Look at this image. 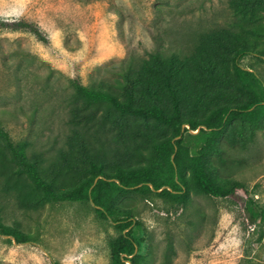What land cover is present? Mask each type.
Wrapping results in <instances>:
<instances>
[{"label": "rangeland", "instance_id": "obj_1", "mask_svg": "<svg viewBox=\"0 0 264 264\" xmlns=\"http://www.w3.org/2000/svg\"><path fill=\"white\" fill-rule=\"evenodd\" d=\"M243 1L0 0V128L16 145L27 144L28 155L55 154L71 132L66 100L75 82H113L156 52L189 56L199 34L214 28L263 45L256 28H264V5L255 11ZM240 65L264 81L256 52ZM239 135L246 147L231 152L236 161L227 177L245 192H191L185 206L156 193L123 198L135 215L131 230L143 264H264V221L252 223L246 211L249 198L264 209V128ZM0 220L32 238L15 244L0 236V264H111L110 242L119 236L91 202L25 210L2 191L1 180Z\"/></svg>", "mask_w": 264, "mask_h": 264}, {"label": "trees", "instance_id": "obj_2", "mask_svg": "<svg viewBox=\"0 0 264 264\" xmlns=\"http://www.w3.org/2000/svg\"><path fill=\"white\" fill-rule=\"evenodd\" d=\"M243 2L255 11L264 5ZM19 27L39 35L30 24ZM256 31L264 35V28ZM252 52L264 62V44L214 28L199 34L189 56L167 59L156 52L150 61L130 63L113 82H75L66 100L71 132L55 154L28 155L27 144L16 145L0 128L2 191L25 210L91 202L119 231L110 242L111 264H143L126 195L156 193L185 206L191 192L227 198L246 191L227 176L236 161L231 152L246 147L240 131L264 128V81L240 65ZM246 211L252 223L264 221V209L251 198ZM0 236L32 241L1 220Z\"/></svg>", "mask_w": 264, "mask_h": 264}, {"label": "water", "instance_id": "obj_3", "mask_svg": "<svg viewBox=\"0 0 264 264\" xmlns=\"http://www.w3.org/2000/svg\"><path fill=\"white\" fill-rule=\"evenodd\" d=\"M185 126H183V128H184ZM198 132V131H197ZM197 132H192V134H196ZM98 180V179H97ZM96 180V181H97ZM111 181H115V182H117V183H119L117 180H115V179H112ZM151 186V185H150ZM162 190H159V191H156V192H161ZM2 237H4V238H11L13 241H14V243L15 244H17V242L14 240V238L13 237H11V236H2ZM138 252V249L136 248V253ZM128 264H130L129 262H128Z\"/></svg>", "mask_w": 264, "mask_h": 264}]
</instances>
